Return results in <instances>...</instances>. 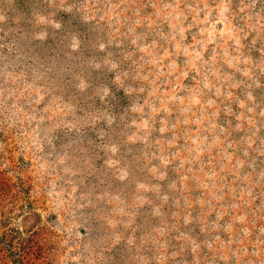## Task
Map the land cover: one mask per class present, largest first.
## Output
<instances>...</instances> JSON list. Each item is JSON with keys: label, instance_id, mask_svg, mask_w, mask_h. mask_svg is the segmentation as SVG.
<instances>
[{"label": "rangeland", "instance_id": "1", "mask_svg": "<svg viewBox=\"0 0 264 264\" xmlns=\"http://www.w3.org/2000/svg\"><path fill=\"white\" fill-rule=\"evenodd\" d=\"M0 250L264 264V0H0Z\"/></svg>", "mask_w": 264, "mask_h": 264}, {"label": "trees", "instance_id": "2", "mask_svg": "<svg viewBox=\"0 0 264 264\" xmlns=\"http://www.w3.org/2000/svg\"><path fill=\"white\" fill-rule=\"evenodd\" d=\"M4 236H6V235H4ZM6 239V238H5ZM0 251H2V250H0Z\"/></svg>", "mask_w": 264, "mask_h": 264}]
</instances>
